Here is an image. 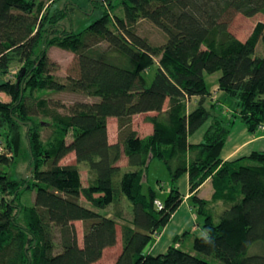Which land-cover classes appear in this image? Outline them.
<instances>
[{
    "label": "trees",
    "instance_id": "1",
    "mask_svg": "<svg viewBox=\"0 0 264 264\" xmlns=\"http://www.w3.org/2000/svg\"><path fill=\"white\" fill-rule=\"evenodd\" d=\"M57 1L0 0V94L7 98L0 95V165L26 147L31 172L30 180L18 181L0 167V264H94L116 244L120 221L122 251L114 264H264V253L250 252L264 243V151L220 158L233 118L251 132L264 122V57L257 54L264 20L245 39L231 29L236 15L264 14V0H128L123 17L107 12L79 34L62 29L68 9L54 7ZM143 19L166 42L154 45L140 35ZM51 46L76 55L78 75L54 74ZM216 72L219 90L236 105L230 117H213L203 140L191 144L189 135L211 116L206 74ZM64 91L98 100L67 106L47 96ZM149 112L153 130L142 136L131 118ZM110 117L118 119L116 142L109 140ZM71 153L75 163H61ZM153 159L171 173L163 199L153 186L144 192ZM81 163L88 164L87 185ZM186 172L207 236H195L191 250L171 246L151 255L147 247L183 201L177 180ZM209 178L212 201L224 205L218 216L197 193ZM32 186L34 204L18 203ZM112 204L114 211L105 212ZM76 221L83 224L82 243Z\"/></svg>",
    "mask_w": 264,
    "mask_h": 264
},
{
    "label": "rangeland",
    "instance_id": "2",
    "mask_svg": "<svg viewBox=\"0 0 264 264\" xmlns=\"http://www.w3.org/2000/svg\"><path fill=\"white\" fill-rule=\"evenodd\" d=\"M45 3H50V0H43ZM128 0H58L55 2L54 7H60L65 8L67 7L68 14L67 16L60 21V26L65 28L69 32H73L75 34L84 33L86 29L89 27L91 23H93L95 20L100 18L105 13H114L118 16L123 17L124 15V2ZM109 3L112 4V6L109 5ZM45 11V10H44ZM258 20H264V14L261 13L259 15H256L253 18H246L242 15H236L232 22L231 29L232 31L240 38L245 39L253 30L255 24ZM137 32L142 35L143 37H146L152 44L154 45H160L167 40V35L156 25H154L149 20L143 19L140 20L136 26ZM257 54L259 56H264V44L260 43L258 46ZM48 55L52 62L57 63L56 69H54V74L61 80H65L67 76H76L79 73L78 70V64H77V57L74 53L68 50H64L62 48H59L57 46H51L48 49ZM17 70L18 68L15 67ZM220 73V72H219ZM153 70H151L150 73H147V81L150 83L153 78ZM207 77H209V88H212L213 85H211L210 80L212 81V78L210 77L211 74H206ZM212 75H217L216 73ZM213 77V76H212ZM213 90V89H212ZM1 95V94H0ZM48 97L53 98L55 101H62L67 106L73 104L74 102L78 100H98L97 98L87 97L81 93L78 92H54L47 94ZM3 99H7L5 96L1 95ZM9 99V98H8ZM132 124L135 130L138 131V133L142 136H146L148 134L147 126L145 125L146 122V116L144 115H134L132 118ZM118 128V119H112L110 121V132H109V140L110 142H116L117 141V129ZM49 132L45 131L44 135L46 136ZM2 143L0 141V147ZM75 158H73V154L68 155L65 157L61 163L63 164H70L75 163ZM29 163V151L24 147L14 162H12L10 165H3L0 167L6 172L8 177L12 180H18L21 181L22 177L27 173L26 179L30 180V170H26ZM126 160H122L121 164L126 165ZM88 167L87 163H81V171H82V177H83V183L84 185H87L88 183V172L86 171ZM45 168L44 166L42 167ZM147 179L145 180L144 185V192L147 191L149 186H153L157 188L158 197L163 199L166 191L169 188L170 183V177L171 173L167 165L159 159H153L150 163ZM159 180V182H158ZM160 183L165 189H160L159 184ZM36 195V188L32 186L31 189L25 190L21 198L18 201V203H21L23 205H32L34 204ZM0 197H1V191H0ZM82 204L87 205L86 200L81 197ZM121 204L125 207V216L127 219H131L132 212L129 202L121 196L120 198ZM115 209V205L112 204L105 210V212H113ZM122 223L123 221L119 222V225L117 226V234L118 236L122 235ZM78 237L80 240V243H82V237H83V224L81 222L76 223ZM156 240V237H154L153 242ZM185 249L189 250L187 246L184 247ZM117 248H112L108 250V252L105 254L103 258L102 264L105 263H112L114 258H116V255L118 253ZM251 253L254 254H263L264 253V243L259 242L254 244L251 249Z\"/></svg>",
    "mask_w": 264,
    "mask_h": 264
},
{
    "label": "crops",
    "instance_id": "3",
    "mask_svg": "<svg viewBox=\"0 0 264 264\" xmlns=\"http://www.w3.org/2000/svg\"><path fill=\"white\" fill-rule=\"evenodd\" d=\"M260 44V43H259ZM259 46V45H258ZM257 46V50H258ZM264 57V56H263ZM217 75H210L212 81L210 83L212 88H210L211 95L207 97V101L205 103L206 107L211 111V116L209 119L194 133L190 134L188 137V141L191 144L200 143L206 131L210 127L213 117H230L233 113V108L236 105L235 99L228 96L223 91L218 88V78L220 76L219 72H216ZM213 76V77H212ZM209 77L206 75V81L209 82ZM209 85V83H208ZM213 89V90H212ZM198 102L197 98L191 99V107L196 106ZM137 115L151 116L154 115V112L149 113H141ZM115 119V117H110L108 119V133L110 132V121ZM117 119V118H116ZM145 125L148 129V134L153 130L152 123L146 120ZM117 135H118V128ZM147 134V135H148ZM264 151V131L256 130L251 132L248 130L245 123L239 118H233L232 125L230 127V132L227 136V139L221 149L220 158L222 161H233L239 158L248 157L254 152ZM73 154V158H75V154ZM88 172V167L86 168ZM82 170V169H81ZM82 172V171H81ZM177 186L179 187L180 192L183 194V201L172 215L168 224L163 228L162 232L156 237V240L152 242L147 247V252L151 255H159L165 253L169 247L175 246L182 248L187 246L189 250H191L192 242L195 236L206 237V233L202 230L199 225V218L193 209L191 204V196L192 193L190 191V182H189V174L186 172L182 174L177 180ZM167 192V190H165ZM198 196L209 201V206L212 210L215 211L218 216L219 213L224 208L222 202H214L213 194L214 187L211 182V179H207L198 189ZM81 221H76V223ZM82 223V222H81ZM112 248H117L119 251L116 255V258L112 261L111 264H114L122 251V236H118L117 234V242L114 246L105 248L103 252V256L100 260L95 262L94 264H102L103 258L108 250ZM105 264V263H103ZM110 264V263H107Z\"/></svg>",
    "mask_w": 264,
    "mask_h": 264
},
{
    "label": "built area",
    "instance_id": "4",
    "mask_svg": "<svg viewBox=\"0 0 264 264\" xmlns=\"http://www.w3.org/2000/svg\"><path fill=\"white\" fill-rule=\"evenodd\" d=\"M258 129L261 130V131H264V122L261 123V124L259 125ZM0 150H1V147H0ZM156 203H157V205H158L159 207L162 206V204H161L160 201L157 200Z\"/></svg>",
    "mask_w": 264,
    "mask_h": 264
},
{
    "label": "water",
    "instance_id": "5",
    "mask_svg": "<svg viewBox=\"0 0 264 264\" xmlns=\"http://www.w3.org/2000/svg\"><path fill=\"white\" fill-rule=\"evenodd\" d=\"M27 177V173L24 175V178H26Z\"/></svg>",
    "mask_w": 264,
    "mask_h": 264
}]
</instances>
